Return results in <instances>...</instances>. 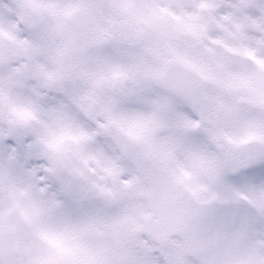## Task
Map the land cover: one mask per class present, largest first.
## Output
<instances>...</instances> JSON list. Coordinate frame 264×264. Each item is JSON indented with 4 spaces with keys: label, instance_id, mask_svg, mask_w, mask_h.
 <instances>
[{
    "label": "snow or ice",
    "instance_id": "obj_1",
    "mask_svg": "<svg viewBox=\"0 0 264 264\" xmlns=\"http://www.w3.org/2000/svg\"><path fill=\"white\" fill-rule=\"evenodd\" d=\"M0 264H264V0H0Z\"/></svg>",
    "mask_w": 264,
    "mask_h": 264
}]
</instances>
